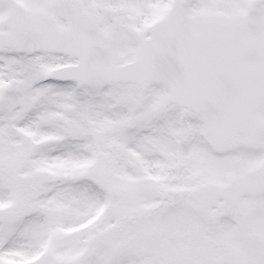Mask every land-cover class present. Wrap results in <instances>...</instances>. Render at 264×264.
I'll list each match as a JSON object with an SVG mask.
<instances>
[{
    "label": "snow or ice",
    "instance_id": "obj_1",
    "mask_svg": "<svg viewBox=\"0 0 264 264\" xmlns=\"http://www.w3.org/2000/svg\"><path fill=\"white\" fill-rule=\"evenodd\" d=\"M0 264H264V0H0Z\"/></svg>",
    "mask_w": 264,
    "mask_h": 264
}]
</instances>
